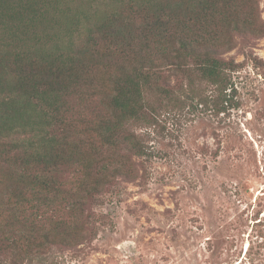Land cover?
Instances as JSON below:
<instances>
[{
    "label": "trees",
    "instance_id": "trees-1",
    "mask_svg": "<svg viewBox=\"0 0 264 264\" xmlns=\"http://www.w3.org/2000/svg\"><path fill=\"white\" fill-rule=\"evenodd\" d=\"M110 1L113 10L96 16L85 42L69 52L49 25V4L0 0V23L11 41L0 46V137L28 127L36 138L22 146L0 141L1 264H20L34 248L75 238L48 216L66 208L76 218L78 194L62 199L55 180L65 166L75 167L78 193H87L86 180L96 179L91 195L102 185L98 167L111 179L134 177L127 156H143L145 146L124 127L154 119L146 91L163 85L155 92L170 103L171 77L195 74L226 97L235 65L222 54L238 36L264 35L257 0Z\"/></svg>",
    "mask_w": 264,
    "mask_h": 264
},
{
    "label": "rangeland",
    "instance_id": "rangeland-1",
    "mask_svg": "<svg viewBox=\"0 0 264 264\" xmlns=\"http://www.w3.org/2000/svg\"><path fill=\"white\" fill-rule=\"evenodd\" d=\"M40 2L49 4V25L69 52L85 42L96 16L113 10L110 0ZM257 6L264 23V0ZM63 24L65 33H57ZM7 37L0 23V46L11 42ZM234 43L221 56L235 65L223 99L195 74L171 77L170 103L155 92L163 85L146 91L154 119L124 127L145 146L143 156H127L133 178L111 179L98 167L102 185L91 195L96 179L84 181L87 193L73 189L74 166L55 176L60 197L73 201L78 194L80 210L76 218L66 208L48 216L75 238L34 248L20 264H264V35ZM30 139L36 138L28 127L0 137L19 146Z\"/></svg>",
    "mask_w": 264,
    "mask_h": 264
}]
</instances>
